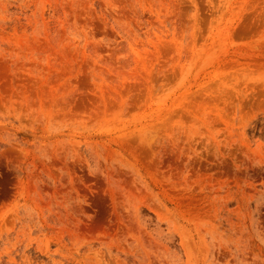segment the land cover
I'll list each match as a JSON object with an SVG mask.
<instances>
[{
  "label": "rangeland",
  "instance_id": "obj_1",
  "mask_svg": "<svg viewBox=\"0 0 264 264\" xmlns=\"http://www.w3.org/2000/svg\"><path fill=\"white\" fill-rule=\"evenodd\" d=\"M0 264H264V0H0Z\"/></svg>",
  "mask_w": 264,
  "mask_h": 264
}]
</instances>
